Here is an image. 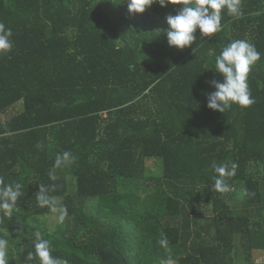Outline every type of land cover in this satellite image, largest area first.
<instances>
[{"label":"trees","instance_id":"obj_1","mask_svg":"<svg viewBox=\"0 0 264 264\" xmlns=\"http://www.w3.org/2000/svg\"><path fill=\"white\" fill-rule=\"evenodd\" d=\"M179 7L0 0L13 41L0 55V179L23 193L11 217L0 214L9 264H39L26 260L37 232L68 264H264L252 260L264 251V0H242L240 19L223 11L222 31L197 30L182 51L166 35ZM237 39L261 53L248 75L255 103L210 110L209 82L223 80L215 57ZM65 151L75 162L52 180ZM151 160L163 168L154 188ZM214 163L238 165L230 192L213 190ZM41 184L68 209L53 231ZM200 205L213 215L203 226Z\"/></svg>","mask_w":264,"mask_h":264},{"label":"clouds","instance_id":"obj_2","mask_svg":"<svg viewBox=\"0 0 264 264\" xmlns=\"http://www.w3.org/2000/svg\"><path fill=\"white\" fill-rule=\"evenodd\" d=\"M130 14H143L146 9L154 4L161 8L179 5L175 15L166 17L169 28L166 30L169 47L184 50L191 47L197 40L195 33L199 30L201 36L212 37L222 31V12L240 19L243 16L242 0H126ZM13 48L12 31L0 23V55L11 52ZM261 60V53L253 43L248 40L237 39L225 46L215 57L214 70L223 80L210 81V86L215 89L207 95V107L220 113L230 110L233 105L249 108L255 103L248 85V75L251 68ZM42 147V145H37ZM75 157L70 152L58 154L55 158L53 169L49 172L50 179H55V170L70 167L75 162ZM238 165L233 163L231 170L224 165L213 164L216 175L214 176L213 190L218 193H228L231 187L226 182L227 177L235 176ZM20 183H4L0 179V214L11 217L16 209L19 198L23 195ZM53 186L39 185L36 194L37 205L47 208L55 214L59 222L68 217V209L60 197L50 195ZM244 195H248L247 192ZM32 240L33 251H29L26 260L31 262L38 259L39 264H68L67 260L59 259L52 255V244L41 233L34 234ZM162 246H167V238L159 241ZM9 242L0 238V264H9ZM165 264H173L169 259Z\"/></svg>","mask_w":264,"mask_h":264},{"label":"rangeland","instance_id":"obj_3","mask_svg":"<svg viewBox=\"0 0 264 264\" xmlns=\"http://www.w3.org/2000/svg\"><path fill=\"white\" fill-rule=\"evenodd\" d=\"M148 170L145 174V179L144 182L148 184L151 188H154L152 186H155L154 178L158 176H162L163 174V168L161 161L159 160H151L148 161ZM163 186L165 187V183L163 182ZM235 202L233 201L231 204H234ZM203 206V207H202ZM200 205L198 206L199 210H202L203 208V216H201V220L198 221L200 225H204L206 223H211L213 215H210L211 209H208L207 207H204L205 205ZM58 220L55 215L50 216V218L46 221V226L50 227L53 230L57 228ZM252 260H254L257 263H263L264 262V251H259L256 250L252 252Z\"/></svg>","mask_w":264,"mask_h":264}]
</instances>
